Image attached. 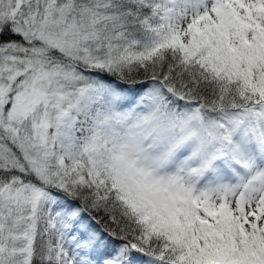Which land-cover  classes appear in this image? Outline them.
<instances>
[{"label":"snow or ice","instance_id":"1","mask_svg":"<svg viewBox=\"0 0 264 264\" xmlns=\"http://www.w3.org/2000/svg\"><path fill=\"white\" fill-rule=\"evenodd\" d=\"M0 264H264V0H0Z\"/></svg>","mask_w":264,"mask_h":264}]
</instances>
